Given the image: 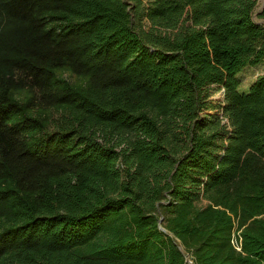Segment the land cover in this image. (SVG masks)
Instances as JSON below:
<instances>
[{
	"label": "trees",
	"instance_id": "obj_1",
	"mask_svg": "<svg viewBox=\"0 0 264 264\" xmlns=\"http://www.w3.org/2000/svg\"><path fill=\"white\" fill-rule=\"evenodd\" d=\"M257 6L0 0V264H264Z\"/></svg>",
	"mask_w": 264,
	"mask_h": 264
},
{
	"label": "rangeland",
	"instance_id": "obj_2",
	"mask_svg": "<svg viewBox=\"0 0 264 264\" xmlns=\"http://www.w3.org/2000/svg\"><path fill=\"white\" fill-rule=\"evenodd\" d=\"M259 6V5H258ZM257 6V18L258 19H264V16H260L259 13L261 11L258 10ZM8 27L7 22L0 21V33H2L5 29ZM264 73V64L256 65V66H251L247 67L244 71H242L239 74L241 84H240V92H248L250 89V86L253 82V80L260 74Z\"/></svg>",
	"mask_w": 264,
	"mask_h": 264
},
{
	"label": "water",
	"instance_id": "obj_3",
	"mask_svg": "<svg viewBox=\"0 0 264 264\" xmlns=\"http://www.w3.org/2000/svg\"><path fill=\"white\" fill-rule=\"evenodd\" d=\"M258 10L259 11H262L263 9H264V0H258ZM257 9H256V12H255V14H254V19L257 21V22H259V23H262V25L264 24V19H258L257 18ZM161 220V219H160ZM159 227H160V229H162V230H164V231H166V228L162 225V224H160L159 225Z\"/></svg>",
	"mask_w": 264,
	"mask_h": 264
},
{
	"label": "built area",
	"instance_id": "obj_4",
	"mask_svg": "<svg viewBox=\"0 0 264 264\" xmlns=\"http://www.w3.org/2000/svg\"><path fill=\"white\" fill-rule=\"evenodd\" d=\"M190 262H192V260H189Z\"/></svg>",
	"mask_w": 264,
	"mask_h": 264
}]
</instances>
